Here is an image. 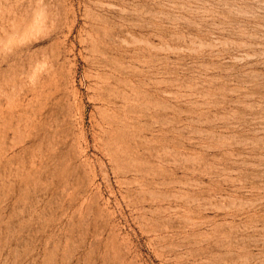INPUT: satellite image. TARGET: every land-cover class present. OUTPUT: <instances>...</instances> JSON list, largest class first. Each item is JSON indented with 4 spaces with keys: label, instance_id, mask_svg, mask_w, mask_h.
<instances>
[{
    "label": "rangeland",
    "instance_id": "obj_1",
    "mask_svg": "<svg viewBox=\"0 0 264 264\" xmlns=\"http://www.w3.org/2000/svg\"><path fill=\"white\" fill-rule=\"evenodd\" d=\"M0 264H264V0H0Z\"/></svg>",
    "mask_w": 264,
    "mask_h": 264
}]
</instances>
